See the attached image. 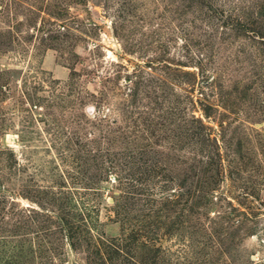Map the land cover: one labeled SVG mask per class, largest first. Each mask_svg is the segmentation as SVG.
<instances>
[{
	"label": "rangeland",
	"instance_id": "1",
	"mask_svg": "<svg viewBox=\"0 0 264 264\" xmlns=\"http://www.w3.org/2000/svg\"><path fill=\"white\" fill-rule=\"evenodd\" d=\"M264 264V0H0V264Z\"/></svg>",
	"mask_w": 264,
	"mask_h": 264
},
{
	"label": "trees",
	"instance_id": "2",
	"mask_svg": "<svg viewBox=\"0 0 264 264\" xmlns=\"http://www.w3.org/2000/svg\"><path fill=\"white\" fill-rule=\"evenodd\" d=\"M2 264H18V261L14 259L13 255H6L4 260L1 262Z\"/></svg>",
	"mask_w": 264,
	"mask_h": 264
}]
</instances>
